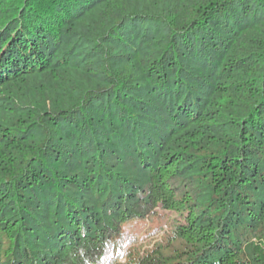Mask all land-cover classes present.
<instances>
[{
	"label": "trees",
	"instance_id": "trees-1",
	"mask_svg": "<svg viewBox=\"0 0 264 264\" xmlns=\"http://www.w3.org/2000/svg\"><path fill=\"white\" fill-rule=\"evenodd\" d=\"M111 263L264 264V0H0V264Z\"/></svg>",
	"mask_w": 264,
	"mask_h": 264
},
{
	"label": "rangeland",
	"instance_id": "rangeland-1",
	"mask_svg": "<svg viewBox=\"0 0 264 264\" xmlns=\"http://www.w3.org/2000/svg\"><path fill=\"white\" fill-rule=\"evenodd\" d=\"M179 220L174 210L170 211L161 206H157L144 219L135 218L123 227L124 231L119 237L120 248L126 251L133 245L142 254L147 249L153 250L156 248L155 246L158 242H164L167 235L171 234L175 221ZM116 258L117 254L115 253L111 259L115 260ZM119 259L121 261L125 260L124 257Z\"/></svg>",
	"mask_w": 264,
	"mask_h": 264
}]
</instances>
